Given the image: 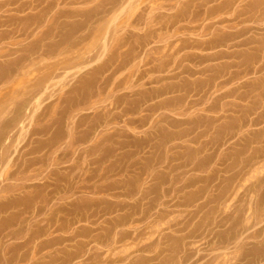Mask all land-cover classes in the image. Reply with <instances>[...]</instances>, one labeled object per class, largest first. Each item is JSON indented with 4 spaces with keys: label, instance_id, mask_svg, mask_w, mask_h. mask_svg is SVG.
I'll return each mask as SVG.
<instances>
[{
    "label": "rangeland",
    "instance_id": "rangeland-1",
    "mask_svg": "<svg viewBox=\"0 0 264 264\" xmlns=\"http://www.w3.org/2000/svg\"><path fill=\"white\" fill-rule=\"evenodd\" d=\"M51 1L0 0V51L13 54L0 60H18L0 81V123L26 104L0 148V262L264 264V0H118L111 10L108 0H54L45 13ZM178 14L175 29L153 31ZM213 17L230 21L196 32ZM62 33L70 38L48 58ZM174 38L177 57L154 52ZM184 39L224 41L201 49ZM72 52L78 65L48 78ZM150 65L166 69L159 83L140 78ZM131 107L139 113L111 117ZM54 130L62 135L51 140ZM42 141L52 145L33 154ZM13 171L21 180L7 178ZM56 177L62 191L50 198L44 183Z\"/></svg>",
    "mask_w": 264,
    "mask_h": 264
},
{
    "label": "bare ground",
    "instance_id": "bare-ground-1",
    "mask_svg": "<svg viewBox=\"0 0 264 264\" xmlns=\"http://www.w3.org/2000/svg\"><path fill=\"white\" fill-rule=\"evenodd\" d=\"M58 1V0H57ZM57 1H56V3H55V1L53 0V1H51V2H49L48 3V5L46 6V8H44V12L46 13V12H48V10L49 9H52V8H54L55 7V5L57 4ZM76 1V3H78V0H75ZM206 1H208V2H211V1H217V0H206ZM220 1V4H225L226 6L227 5H229V6H233V4H235L236 3V1H238V0H219ZM240 1V0H239ZM59 2H66V0H59ZM58 2V3H59ZM108 3H109V5H110V7H108V8H105V9H107V10H111L112 8H114V7H116L118 4H119V2H118V0H108ZM152 4L153 5H156V0H152ZM153 5L151 6V7H153ZM64 13V16L66 17V18H70V19H72V18H78V11H69V12H67V13H65V12H63ZM178 15H180V17L178 16ZM178 15H174V16H172V18L171 19H166L167 21H163V22H159V23H157V25H156V27L155 28H153V31L154 32H162V31H169L171 28L172 29H175V25L177 24L176 22L177 21H179V19L178 18H181V14H178ZM237 16H239V15H236V17L234 18V19H239V17H237ZM182 18H183V16H182ZM181 18V19H182ZM180 19V20H181ZM212 20V22L210 23V24H204V25H202L201 27H199L198 29H197V33L199 32V33H201L200 35L201 36H205L208 32H209V30H210V28H216V27H219V26H224V24L225 23H228L229 21H230V19H226V18H222V17H213V18H211ZM237 19V20H238ZM29 20L30 19H25L24 20V22H23V24H22V27L18 30L17 29V31H15L14 32V30L12 31V32H14L13 34H15L16 36H22V35H24L25 34V30H26V28H27V24H28V22H29ZM183 20V19H182ZM233 19H231V21H232ZM240 20H243V21H246V20H248V19H240ZM190 21V20H189ZM189 21H186L185 23L186 24H188L187 22H189ZM191 22V21H190ZM48 23L50 24V23H52V19L51 18H49L48 19ZM192 23H194V22H192ZM138 24H140V20H138ZM71 28H73V29H76V30H78V21L77 22H73L71 25ZM173 26H175V27H173ZM183 28V27H182ZM194 28L195 27H192V26H190V25H187V31H191V30H194ZM235 28V27H234ZM195 29V30H196ZM185 30V29H184ZM194 30V31H195ZM236 31H238V30H236ZM240 31V30H239ZM236 32V33H234V35L236 34H238V36H241V35H244V33L245 32H247V31H249V30H245L244 31V29H243V31L241 30L240 32ZM52 31L50 30V29H48V35L51 33ZM191 32H193V31H191ZM212 32V31H211ZM213 34V33H212ZM59 36H58V39L59 40H57V42L55 43V44H53V45H51V46H49L47 49H46V52H45V54H46V56L48 57V58H50L51 57V55H52V53L54 52V50L56 49V48H58L62 43H64V42H66V41H68V39L70 38L69 36H68V34L67 33H62V34H58ZM177 35V34H176ZM175 35V36H176ZM175 36H173V37H175ZM12 37V36H11ZM177 38V37H176ZM176 38H174V39H170V40H168L167 41V39H166V41H165V45L162 47V48H160V47H156V48H154L153 50H154V52L155 53H159L160 52V54H164V56H166V57H171V58H174V56L175 57H177L176 55H177V53H178V50H181V49H179L178 48V46L176 45V43H175V40H176ZM182 41H183V39H181ZM180 40V41H181ZM185 41H187L186 39H184ZM177 41H178V39H177ZM188 41H190V40H188ZM187 41V43H192V40L190 41V42H188ZM206 41V40H205ZM200 42V41H196V39H195V43L193 44L195 47H198V48H201V49H207V48H212V47H215L216 45H220V44H223L222 42L224 41V40H222V39H218V40H216L215 41V44H211V43H206V42ZM184 42V41H183ZM151 43V41L150 40H148L147 38H144V42L142 43V47H145V46H147V45H149ZM190 43V44H191ZM15 44V43H14ZM181 44H182V42H181ZM189 44V45H190ZM72 45L75 47V46H77L78 45V36H77V38H76V40L75 41H73L72 42ZM178 45H180V44H178ZM187 47H189V46H187L186 44H183V45H181V48H187ZM104 48V47H103ZM217 48V47H216ZM161 49L163 50V51H165V52H163L162 53V51H161ZM214 49V48H213ZM7 50V49H6ZM12 50V49H11ZM10 50V51H11ZM3 51V50H2ZM2 51H0V58H2V57H10V55L12 54L9 50H7L8 51V53H6L5 52V50H4V52H3V54H2ZM13 52V51H12ZM180 52V51H179ZM6 54V55H5ZM15 54V53H14ZM13 55V54H12ZM11 55V56H12ZM133 56V54L132 53H127V55H126V57H127V59H129L130 57H132ZM6 57V58H7ZM100 55H96L95 56V58L94 59H96V61L98 60H100ZM184 57H186V56H184ZM188 57H189V55H188ZM207 57V56H206ZM206 57L205 56H200V60H203V62H204V60H206ZM71 58V59H70ZM199 58V57H198ZM70 59V60H69ZM72 59H73V61H72ZM188 59V58H187ZM95 60H93V61H91V62H94ZM71 62V64H75V65H78V52H72L69 56L67 55V56H63L58 62H56V63H52L50 66H48L47 67V69L49 70V73H48V78H49V75L50 74H54L57 70H60V69H66L70 64ZM18 63V60L17 59H14V60H12V61H8L7 59H4V60H0V68L2 69L1 70V72H0V81L1 80H3V79H5L6 78V76H7V74H6V72L9 70V69H11L12 68V66H15L16 64ZM174 63V62H173ZM175 64V63H174ZM176 65H178V64H176ZM119 66L120 65H118V68H119ZM102 67V66H101ZM101 67L100 68H98V69H94V71L92 72V74L90 75V77H87V78H82L81 80H80V83H79V85L77 84V86H75V87H73L74 89L73 90H75L74 92H77L79 89L81 90V89H83V88H85L87 85H88V83H89V81H90V78L91 77H94L97 73H99V71H100V69H101ZM167 67V66H166ZM180 67V66H179ZM96 68V67H95ZM168 69V68H167ZM163 70V71H162ZM161 71L162 72H164V71H166V69H162V66L161 65H150L148 68H146L145 70H144V72L142 73V75H141V77L140 78H143V77H145V76H147V75H150L149 76V79H150V82H153V83H159L160 81H162V80H160L159 79V77H157V76H154V74H156V73H161ZM188 72V71H187ZM167 72H165V74H166ZM6 74V75H5ZM164 74V73H163ZM192 74V73H191ZM162 77V76H161ZM164 89V88H163ZM163 89H160L159 88V90H156V91H153V92H151V96L149 97V99H151L152 97H153V95L155 96V95H157V93L158 92H160L158 95H161L163 92H166L165 90H163ZM165 89H168V88H165ZM161 90H163V91H161ZM70 95L69 96H71V93H69ZM156 97V96H155ZM154 97V98H155ZM71 97H69V99H70ZM153 99V98H152ZM72 102V101H71ZM26 106V104L25 103H18V105H16V107H15V109H14V111H13V115L11 116L12 118L10 119V120H6V121H3V123L1 124V126H0V148H2V146H3V141H4V139H5V137H6V134H7V129L9 128V126H10V122L12 121L13 122V120H14V118H16V116H14V115H17V114H15V113H20V111H22L23 110V108ZM134 113H139V111H138V109L137 108H133V107H131V108H127V109H122L121 110V112L120 113H118L117 115H113V116H111V117H113V118H117V117H123V116H127V115H130V114H134ZM108 116H109V114H108ZM18 117V116H17ZM145 121H142L141 123H144ZM47 126H49V125H47ZM61 126V125H60ZM47 128V127H46ZM45 129V128H44ZM61 130V129H60ZM46 131H47V129L46 130H42V131H40V132H38V133H42V134H44V133H46ZM62 131V130H61ZM64 133V132H63ZM62 135V133L61 132H55V130H54V133L52 132V133H50V137L51 138H49V139H51V140H55V139H57V138H59L60 136ZM83 137H85V134L83 135ZM77 139V138H76ZM40 143H42V144H40ZM52 144H50L49 142H46V143H43V141L42 142H39V144L37 145V146H35V147H32L33 148V154L35 153V152H40L41 150H43V149H45L46 147H48V148H50L49 146H51ZM55 148V147H54ZM4 149V148H3ZM31 149V148H30ZM30 151H32V149L30 150ZM35 151V152H34ZM57 151V150H56ZM27 153H29V152H27L26 151V155H27ZM63 153V152H62ZM25 154V153H24ZM30 154V153H29ZM33 154H31V155H33ZM23 156H25V155H23ZM44 157V156H43ZM31 159V158H30ZM40 159H42V157L41 158H39V160ZM57 159V158H56ZM28 160V159H27ZM25 160L26 162H27V164H29L28 163V161H30V160ZM24 162V161H23ZM22 162V163H23ZM38 162V161H37ZM25 163V162H24ZM23 163V164H24ZM32 163H33V160H32ZM27 164H26V166H27ZM32 165V164H31ZM25 166V167H26ZM27 168V167H26ZM24 171V170H23ZM19 172V171H18ZM24 172H26V171H24ZM23 172V173H24ZM56 173V172H55ZM61 173V172H60ZM58 177V176H57ZM56 177V179H54L52 182H46V183H44V185L46 186V187H52V189L48 192V195H49V197L51 196V197H53V198H57L56 196L57 195H59V193L62 191V189L61 188H59L58 187V183L60 182V180H58V178ZM7 178L8 179H10V180H13V181H17V180H21V177L18 175V173H17V171L15 172V171H13V172H11V173H9L8 175H7ZM27 180H29V176H25V177H22V182L20 183V185H21V188H24V187H26V185H25V183L27 182ZM57 180H58V182H57ZM76 182V181H75ZM66 188V187H65ZM76 190V189H75ZM4 191L6 192V193H10L12 190L11 189H9V187H6L5 189H4ZM59 191V192H58ZM68 190H66V192H67ZM28 196H26V197H23L22 199H26ZM50 197V198H51ZM59 197V196H58ZM29 198V197H28ZM59 199H60V197H59ZM12 204H14V202L13 203H11V205ZM6 205V204H5ZM4 205V206H5ZM8 205V204H7ZM75 207V206H74ZM57 210H60V208L59 209H57ZM72 213V212H71ZM76 215V214H75ZM74 215V216H75ZM9 218V217H8ZM7 218V219H8ZM78 219V218H77ZM52 219L50 218V219H47V224H48V222H50L51 224H53L52 223V221H51ZM70 221V220H69ZM68 221V222H69ZM3 222V221H2ZM72 222V221H71ZM50 224V225H51ZM3 225V224H2ZM49 225V224H48ZM1 226V225H0ZM59 226V227H58ZM56 228L58 229V230H60V231H62L63 230V226H61V225H58ZM4 227V226H3ZM67 227H68V225H67ZM46 228H48V226L46 227ZM2 229V228H1ZM56 229V230H57ZM45 232V231H44ZM0 233H1V231H0ZM42 233H43V231H42ZM41 233V234H42ZM47 233V232H46ZM44 234V233H43ZM2 235V234H1ZM12 237H14V235L12 236ZM17 237V236H16ZM62 239H63V237H62ZM68 239V238H67ZM70 239V238H69ZM56 240V239H55ZM58 240H59V238H58ZM57 240V241H58ZM71 240V239H70ZM50 242H53V240H49ZM57 241H56V243L55 244H58L57 243ZM60 241V240H59ZM64 241H66V240H64ZM0 242H1V240H0ZM27 242V241H26ZM61 243H62V241H60ZM25 243V242H24ZM29 242H27L26 244H28ZM47 243H48V240H47ZM46 243V244H47ZM54 243V242H53ZM53 243H51V244H53ZM61 243H59V245L61 244ZM50 244V243H49ZM48 244V245H49ZM54 244V245H55ZM48 245H46L47 247H48ZM23 246V245H22ZM25 247L27 246V245H24ZM23 246V247H24ZM45 246V245H44ZM76 248H77V246H76ZM61 251V250H60ZM76 252V251H75ZM57 253V252H56ZM55 253V254H56ZM26 254V253H25ZM24 254V255H25ZM75 254V253H74ZM23 255V256H24ZM51 256V255H50ZM68 256V255H67ZM25 257V256H24ZM52 257H53V255H52ZM66 257V256H65ZM23 258V257H22ZM27 258V257H26ZM25 258V259H26ZM19 259H21V254H20V257L17 255V254H10V255H6L5 254V256H3V258L1 259V262H0V264H14V262L16 261V263L18 262L17 260H19ZM24 259V258H23ZM25 259L23 260V263H26L27 264V260L25 261ZM48 259H49V257H48ZM22 260V259H21ZM20 260V261H21ZM52 260V259H51ZM25 261V262H24ZM66 261V260H65ZM68 262V261H67ZM66 262V263H67ZM15 263V264H16ZM63 264H64V262H63Z\"/></svg>",
    "mask_w": 264,
    "mask_h": 264
}]
</instances>
